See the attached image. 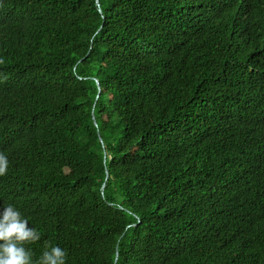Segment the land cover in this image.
Returning a JSON list of instances; mask_svg holds the SVG:
<instances>
[{"label":"trees","instance_id":"16d2710c","mask_svg":"<svg viewBox=\"0 0 264 264\" xmlns=\"http://www.w3.org/2000/svg\"><path fill=\"white\" fill-rule=\"evenodd\" d=\"M0 152L34 260L264 264V0H0Z\"/></svg>","mask_w":264,"mask_h":264},{"label":"clouds","instance_id":"9594fccd","mask_svg":"<svg viewBox=\"0 0 264 264\" xmlns=\"http://www.w3.org/2000/svg\"><path fill=\"white\" fill-rule=\"evenodd\" d=\"M8 156L0 152V176L7 173ZM41 239L40 233L30 225L14 204L0 205V264H67V252L59 245H49L34 260L26 244Z\"/></svg>","mask_w":264,"mask_h":264},{"label":"water","instance_id":"95a60500","mask_svg":"<svg viewBox=\"0 0 264 264\" xmlns=\"http://www.w3.org/2000/svg\"><path fill=\"white\" fill-rule=\"evenodd\" d=\"M105 185H103V188H104Z\"/></svg>","mask_w":264,"mask_h":264}]
</instances>
